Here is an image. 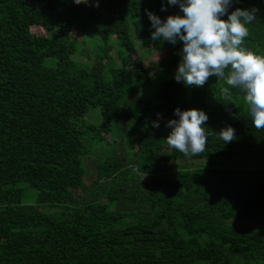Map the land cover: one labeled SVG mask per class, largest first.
<instances>
[{
	"label": "trees",
	"instance_id": "16d2710c",
	"mask_svg": "<svg viewBox=\"0 0 264 264\" xmlns=\"http://www.w3.org/2000/svg\"><path fill=\"white\" fill-rule=\"evenodd\" d=\"M237 8L257 10L243 46L264 56V0ZM149 12L183 15L167 0H0V264H264V129L239 89L176 81L183 42L153 41ZM137 44L168 52L151 70ZM177 108L208 116L203 153L167 145Z\"/></svg>",
	"mask_w": 264,
	"mask_h": 264
},
{
	"label": "clouds",
	"instance_id": "9594fccd",
	"mask_svg": "<svg viewBox=\"0 0 264 264\" xmlns=\"http://www.w3.org/2000/svg\"><path fill=\"white\" fill-rule=\"evenodd\" d=\"M89 0H74L75 4ZM178 5L183 15H170L164 21L147 13L152 27L153 41L161 38L175 44L183 42L182 60L175 79L187 86L203 87L210 77L223 81L220 94L233 99L230 89H239L256 129H264V56L243 46L249 34L247 25L256 19V9L237 8L228 13L232 0H167ZM98 6V3L96 4ZM227 14V19H221ZM178 119L169 120L171 129L166 140L170 148L185 156H195L206 149L208 132L204 127L208 116L201 110H174ZM153 127H159L153 123ZM225 143L232 142L235 130L226 127L216 133Z\"/></svg>",
	"mask_w": 264,
	"mask_h": 264
},
{
	"label": "rangeland",
	"instance_id": "374dc122",
	"mask_svg": "<svg viewBox=\"0 0 264 264\" xmlns=\"http://www.w3.org/2000/svg\"><path fill=\"white\" fill-rule=\"evenodd\" d=\"M32 31L37 32V33H39V32L41 33V31L37 30L36 28H33ZM137 46H138V49L140 51L139 52V56L140 57L142 56L143 59H145L147 61L146 65H147L148 68H151V70L153 69V63H154L153 59H155L156 57L162 56L164 53L168 52L167 50L166 51L163 50L162 52H158L157 51L156 55L154 54L152 57H149L150 53H148V51L146 53L144 48L141 45L137 44ZM150 51L152 52V50H150ZM149 58H151L150 61H149ZM74 60L77 63L82 64L84 66H91L93 68V70L96 72V74H98V75L103 73V72H105V63L99 64L98 62H95V61L91 60L90 58H88L85 53H81V54L76 55L74 57ZM129 61L130 60H128V61L125 60L126 63L129 62ZM151 61H152V63H151ZM148 90H149L150 94L153 93L152 87H149ZM92 121L95 122V123H99L101 121L100 120V114H98V113L94 114V120H92ZM108 139L110 140L111 138H108ZM110 141L112 142L113 140H110ZM115 141L117 143V140H115ZM110 148H111V146L108 147V149H110ZM100 150H102V149H100ZM102 151H104V150H102ZM166 173H170V169L169 168H168V172H166ZM106 201H110V198L107 197ZM112 206H113V209H115L114 205H112Z\"/></svg>",
	"mask_w": 264,
	"mask_h": 264
}]
</instances>
